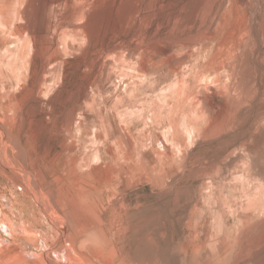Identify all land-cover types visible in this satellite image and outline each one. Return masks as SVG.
Instances as JSON below:
<instances>
[{
	"label": "rangeland",
	"instance_id": "1",
	"mask_svg": "<svg viewBox=\"0 0 264 264\" xmlns=\"http://www.w3.org/2000/svg\"><path fill=\"white\" fill-rule=\"evenodd\" d=\"M242 2L0 0V264H264Z\"/></svg>",
	"mask_w": 264,
	"mask_h": 264
},
{
	"label": "bare ground",
	"instance_id": "2",
	"mask_svg": "<svg viewBox=\"0 0 264 264\" xmlns=\"http://www.w3.org/2000/svg\"><path fill=\"white\" fill-rule=\"evenodd\" d=\"M243 4H246L245 3V0H243V2H242ZM1 8V7H0ZM4 7H2V9H3ZM6 8V7H5ZM5 8H4V10H5ZM9 9V8H8ZM240 9H241V7H240ZM242 11H243V9H242ZM9 12V11H8ZM0 13H2L1 11H0ZM1 16V15H0ZM238 18H239V20L242 18L243 19V22H244V20H245V18H246V16L245 15H240V14H238ZM6 19V18H5ZM4 20V19H3ZM2 20V21H3ZM248 25L249 24H246V25H242V26H238V28L236 29V32L238 33V34H240L241 36H243V37H248V38H250L249 40H260V38H261V36H262V34L261 33H259L258 31H256L255 32V34L254 35H252L251 34V32H250V30H249V27H248ZM236 26V25H235ZM249 26H251V24L249 25ZM236 35V34H235ZM232 37V36H231ZM236 41V40H235ZM235 44V43H234ZM237 45V44H236ZM230 47V46H229ZM233 47V46H232ZM237 48V47H236Z\"/></svg>",
	"mask_w": 264,
	"mask_h": 264
}]
</instances>
